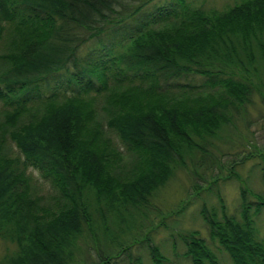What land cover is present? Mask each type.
Listing matches in <instances>:
<instances>
[{"label": "trees", "instance_id": "obj_1", "mask_svg": "<svg viewBox=\"0 0 264 264\" xmlns=\"http://www.w3.org/2000/svg\"><path fill=\"white\" fill-rule=\"evenodd\" d=\"M153 1L0 0V240L15 247L0 264H170L149 231L140 232L151 228L154 193L187 162L195 178L199 170L211 175L205 192L218 204L199 210L207 239L198 230L179 235L183 258L220 264L224 251L231 264H264L256 227L264 192L242 189L239 215L228 213L211 187L229 175L216 176L208 151L231 124L232 109L264 90V0H235L222 10L178 0L130 26ZM113 36L118 53L104 49L96 65L73 72V95L52 87L44 93L59 72L79 69L83 44ZM189 75L204 78L202 87L175 90ZM110 87L153 103L143 111L127 101L97 122L87 95ZM108 131L125 151L141 153L136 167L117 173L124 152ZM35 172L58 212L42 206ZM261 178L264 185V166Z\"/></svg>", "mask_w": 264, "mask_h": 264}, {"label": "rangeland", "instance_id": "obj_2", "mask_svg": "<svg viewBox=\"0 0 264 264\" xmlns=\"http://www.w3.org/2000/svg\"><path fill=\"white\" fill-rule=\"evenodd\" d=\"M185 1L193 6L201 7L203 9L222 10L226 6L233 4L235 0ZM174 4L178 5V0H154L136 16L137 18L131 20L130 26H136L143 18L151 15L160 7L166 9ZM8 32L10 31L6 30L3 43H6L7 38H9ZM119 41V37L113 36L112 38L105 37L102 41L92 40L83 44L79 52L80 70L59 72L56 75V78L51 80V85L43 88L44 93L49 94L52 87L57 93L73 95L74 92L79 90V86L71 79L72 73L74 72L80 75V71L96 65V63L99 62L98 57L104 55V49H107L108 51L115 48L114 53H118L117 43ZM12 46L11 44L7 46L5 51L11 52V49L14 48ZM110 56L112 55L110 54ZM1 70L2 67L0 66V72ZM203 81L204 78L202 77L189 75L181 80L175 81L172 85L175 90H178V87L175 86V84L197 88L202 87L201 85ZM109 82L111 85L114 83L113 80H110ZM96 85L99 86V83L97 82ZM112 87H110V89L113 91H103L101 95L95 96V91L89 92V95H87L88 98H94L90 101L95 100L92 101L91 105L97 112V122L100 121L105 123L108 113L115 108H119L120 105H125L127 101L134 105V110L143 111L149 106V104L153 103L151 96H144L140 92H138V94L127 93L129 89H126V87H118L119 89L117 90L116 87ZM260 92L261 93L254 90L249 97L248 103L236 110L232 109V122L222 132V139L215 142L214 146L208 148V151L213 155V159H215L214 164L210 163V165L219 167V170L216 171V176H220L221 174L229 175L228 178L226 177L222 181L219 179L217 185L211 188L213 192H218L227 212L236 216L239 215L240 191L242 189L264 192V185L261 178V169L264 166V101L260 96V94L264 95V90H260ZM124 93H126L128 97H122V94ZM110 94L111 96L107 97V95ZM88 98L86 100H88ZM135 98L141 100L139 102H133ZM115 101H118V103ZM3 119L0 116V125L3 123ZM105 135L109 136L113 140L115 146L124 152V157L122 159L124 162L117 170V173L123 174L129 170V168L133 169L138 165L140 160H142L140 156L141 153H130L125 151L115 134L108 131ZM13 148L16 151L14 146ZM241 159L244 160L241 162ZM221 171L223 173H221ZM194 172L195 167L192 166L190 162H187L184 168H176L172 178L164 187L157 190L151 199V204L147 211L149 223L152 224L150 225V230L148 229V224V227L140 232L144 236L145 232L149 231V236L152 235L153 243L161 249L162 253L170 261V264H190L189 260L182 256L185 247L181 243L179 235L184 231L198 230L201 235L207 239V226L199 216V210L202 204H205L207 207H212L218 204L217 199L213 196L212 192L209 196H207L208 194L205 192V189L211 185L208 182L211 181V175L208 176L206 171L201 172V170H199L200 177L197 179V177L195 178L193 176ZM32 176L36 179V182L39 183L38 185H35L40 191L38 192V195H43L42 197L44 200L42 206H44L49 212H58L59 207L54 202L50 186L43 183L38 173L35 172ZM181 208H183L184 213H181ZM178 210L179 212H177ZM178 214L180 216L177 217ZM256 227L259 238H264L263 216L256 218ZM154 229L156 232L150 233V231ZM140 239H142V236ZM14 248V245L0 240V259L6 252L12 251ZM218 256L220 264H231V260L226 252L221 251Z\"/></svg>", "mask_w": 264, "mask_h": 264}]
</instances>
